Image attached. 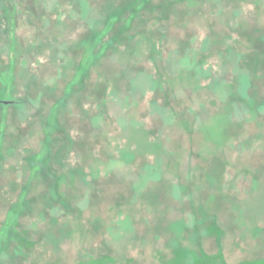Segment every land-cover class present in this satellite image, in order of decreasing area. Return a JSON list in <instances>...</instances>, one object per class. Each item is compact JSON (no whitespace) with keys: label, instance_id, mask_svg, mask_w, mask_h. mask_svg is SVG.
Returning <instances> with one entry per match:
<instances>
[{"label":"rangeland","instance_id":"obj_1","mask_svg":"<svg viewBox=\"0 0 264 264\" xmlns=\"http://www.w3.org/2000/svg\"><path fill=\"white\" fill-rule=\"evenodd\" d=\"M0 264H264V0H0Z\"/></svg>","mask_w":264,"mask_h":264}]
</instances>
